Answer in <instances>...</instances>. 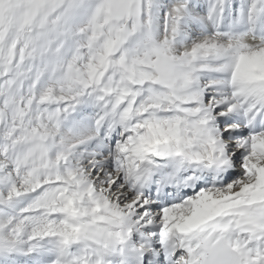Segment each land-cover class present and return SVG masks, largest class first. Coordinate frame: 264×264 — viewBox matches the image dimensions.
Masks as SVG:
<instances>
[{"label": "snow or ice", "instance_id": "snow-or-ice-1", "mask_svg": "<svg viewBox=\"0 0 264 264\" xmlns=\"http://www.w3.org/2000/svg\"><path fill=\"white\" fill-rule=\"evenodd\" d=\"M0 264H264V0H0Z\"/></svg>", "mask_w": 264, "mask_h": 264}]
</instances>
